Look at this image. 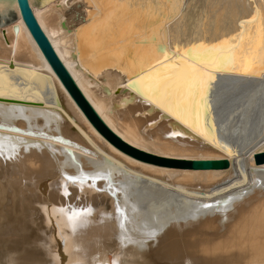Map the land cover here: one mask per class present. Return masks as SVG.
Wrapping results in <instances>:
<instances>
[{"label": "bare ground", "instance_id": "6f19581e", "mask_svg": "<svg viewBox=\"0 0 264 264\" xmlns=\"http://www.w3.org/2000/svg\"><path fill=\"white\" fill-rule=\"evenodd\" d=\"M33 14L124 142L166 159L228 166L191 168L120 151L85 117L22 19L4 25L0 137L12 139L3 142L11 158L0 157V264H71L69 245L86 246L89 264L111 261L112 252L121 253V264H264V161L255 158L264 152V0H54ZM160 16L146 32L139 26ZM197 44L231 48L232 61L219 65L227 71L211 72L210 111L194 130L150 103L136 82L159 62L193 63L185 52ZM131 79L136 92L127 87ZM16 140L24 143L12 153ZM97 173L111 180L93 181ZM61 207L91 208L94 222L77 233L58 229L53 209ZM122 218L132 241L157 232L158 242L126 243L121 251Z\"/></svg>", "mask_w": 264, "mask_h": 264}, {"label": "snow or ice", "instance_id": "6c2138e0", "mask_svg": "<svg viewBox=\"0 0 264 264\" xmlns=\"http://www.w3.org/2000/svg\"><path fill=\"white\" fill-rule=\"evenodd\" d=\"M171 3V0H168ZM132 9L140 11V6L138 4H133ZM148 16H152V12L148 10ZM158 17L155 20L147 19L144 20L139 26L143 31H147L149 28L153 27L155 24L159 23ZM242 28V25H241ZM143 43H153V38H145ZM158 51L165 56L166 59H171L169 54L163 48H158ZM231 48L224 45L219 47L205 48L203 44H197L194 48H190L185 52V56L193 61V63H188L184 59H179L176 64H162V67L156 69L153 72L148 73L141 80L136 83L143 86V95L150 102L155 104L157 107L161 108L164 112L169 115L174 116L177 120L182 123H190V126L197 130L202 116H206L210 109L208 108L205 101L208 98V94L213 86V82L216 77L211 74V72L227 71L226 67L222 68L219 65L227 63L231 64ZM126 55L131 56L130 52H126ZM136 61H134L135 63ZM138 62L143 66L146 63V58L141 56ZM204 68L208 71H201ZM3 95V93H0ZM13 132H18L19 129H11ZM180 133H176L179 135ZM10 137H0V157L6 159L11 158L4 152V141L11 140ZM24 141L16 140L13 147L11 148L12 153L17 152L16 145L23 144ZM66 180L75 181L74 177H65ZM81 180L89 179V177L81 176ZM93 181L100 180H111V173L108 175H101L99 173L96 176L91 177ZM111 187V185H110ZM230 199V198H229ZM229 202L228 199L223 201L224 204ZM211 204H203L202 208H211ZM54 212H59V223L56 227L68 228L72 233H77L78 229L87 228L94 221L89 220L92 215V209L87 208L84 210H69L61 207L59 209H53ZM117 211L120 209L117 206ZM103 215V214H101ZM102 219L100 223H102ZM121 237H120V247L121 251L126 243L138 244L141 248L149 241H157V232H150L147 234L146 239L140 241H132L125 229V224L122 222L120 224ZM59 234V233H58ZM97 239L102 240L103 237H95L89 244H95ZM158 242V241H157ZM88 251L86 246H76L69 245L68 252L75 254V259L71 264H89V261L83 258V255ZM99 251V249H97ZM113 259L109 261L106 256H102L99 259H95L91 264H121V253L112 252Z\"/></svg>", "mask_w": 264, "mask_h": 264}, {"label": "water", "instance_id": "95a60500", "mask_svg": "<svg viewBox=\"0 0 264 264\" xmlns=\"http://www.w3.org/2000/svg\"><path fill=\"white\" fill-rule=\"evenodd\" d=\"M52 1L54 0H0V27L22 19L32 39L36 43L37 47L41 51L43 57L53 72L57 75L65 89L84 113L85 117L103 137H105L117 149L136 159L155 161V163L183 165L191 168H227L228 163L225 160L185 161L158 157L129 145L115 133H113V131L104 123V121L100 118L91 104L85 98L71 74L58 57L51 42L41 29L36 17L33 14V12L48 5ZM127 87L134 92L138 90L134 84V79H131L129 82H127ZM255 158L257 162H263L264 152L257 154Z\"/></svg>", "mask_w": 264, "mask_h": 264}]
</instances>
